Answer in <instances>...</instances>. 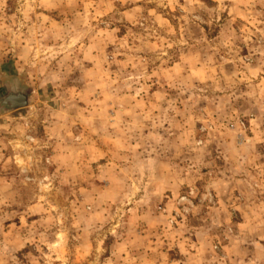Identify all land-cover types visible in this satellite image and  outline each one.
Listing matches in <instances>:
<instances>
[{"label":"rangeland","instance_id":"rangeland-1","mask_svg":"<svg viewBox=\"0 0 264 264\" xmlns=\"http://www.w3.org/2000/svg\"><path fill=\"white\" fill-rule=\"evenodd\" d=\"M0 264H264V0H0Z\"/></svg>","mask_w":264,"mask_h":264},{"label":"water","instance_id":"water-1","mask_svg":"<svg viewBox=\"0 0 264 264\" xmlns=\"http://www.w3.org/2000/svg\"><path fill=\"white\" fill-rule=\"evenodd\" d=\"M30 96L23 89L9 90L3 97L0 98V109L4 112H10L19 108L28 106Z\"/></svg>","mask_w":264,"mask_h":264},{"label":"flooded vegetation","instance_id":"flooded-vegetation-1","mask_svg":"<svg viewBox=\"0 0 264 264\" xmlns=\"http://www.w3.org/2000/svg\"><path fill=\"white\" fill-rule=\"evenodd\" d=\"M13 89V88H12Z\"/></svg>","mask_w":264,"mask_h":264}]
</instances>
